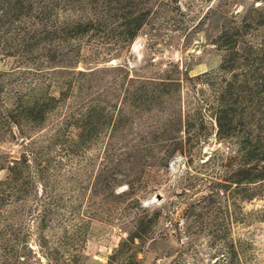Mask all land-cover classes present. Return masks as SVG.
Here are the masks:
<instances>
[{
	"label": "rangeland",
	"instance_id": "1",
	"mask_svg": "<svg viewBox=\"0 0 264 264\" xmlns=\"http://www.w3.org/2000/svg\"><path fill=\"white\" fill-rule=\"evenodd\" d=\"M0 264H264V0H0Z\"/></svg>",
	"mask_w": 264,
	"mask_h": 264
},
{
	"label": "water",
	"instance_id": "2",
	"mask_svg": "<svg viewBox=\"0 0 264 264\" xmlns=\"http://www.w3.org/2000/svg\"><path fill=\"white\" fill-rule=\"evenodd\" d=\"M153 199H159V195L155 194Z\"/></svg>",
	"mask_w": 264,
	"mask_h": 264
}]
</instances>
